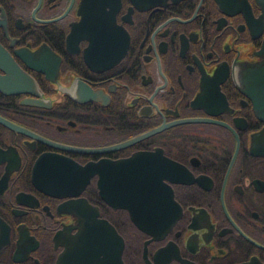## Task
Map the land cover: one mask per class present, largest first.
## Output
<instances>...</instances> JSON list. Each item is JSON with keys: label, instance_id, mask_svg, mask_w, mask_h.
Masks as SVG:
<instances>
[{"label": "flooded vegetation", "instance_id": "1", "mask_svg": "<svg viewBox=\"0 0 264 264\" xmlns=\"http://www.w3.org/2000/svg\"><path fill=\"white\" fill-rule=\"evenodd\" d=\"M263 46V0H0V264H77L86 204L127 264H264Z\"/></svg>", "mask_w": 264, "mask_h": 264}, {"label": "water", "instance_id": "2", "mask_svg": "<svg viewBox=\"0 0 264 264\" xmlns=\"http://www.w3.org/2000/svg\"><path fill=\"white\" fill-rule=\"evenodd\" d=\"M127 189L132 192L125 197L126 201H130L128 203L125 201L121 205L127 207L131 220L144 226L146 231H153L146 226L149 222L165 225L173 221L175 215L142 212L136 203L134 204L136 199L134 188L126 186L125 183V190ZM86 207L90 209V212L82 213L79 235L72 244L74 262L77 264H127L121 259L122 239L115 235L114 227L105 218L97 216L96 206L86 204Z\"/></svg>", "mask_w": 264, "mask_h": 264}]
</instances>
